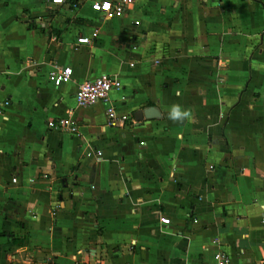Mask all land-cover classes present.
<instances>
[{
    "label": "crops",
    "instance_id": "crops-1",
    "mask_svg": "<svg viewBox=\"0 0 264 264\" xmlns=\"http://www.w3.org/2000/svg\"><path fill=\"white\" fill-rule=\"evenodd\" d=\"M93 1L0 0V264H261L264 0ZM100 73L121 87L76 106ZM67 112L77 134L46 127Z\"/></svg>",
    "mask_w": 264,
    "mask_h": 264
},
{
    "label": "built area",
    "instance_id": "built-area-1",
    "mask_svg": "<svg viewBox=\"0 0 264 264\" xmlns=\"http://www.w3.org/2000/svg\"><path fill=\"white\" fill-rule=\"evenodd\" d=\"M53 4H61L66 0H49ZM132 2V0H95L91 2V10L97 12L102 19L111 20L117 18L123 14L127 5ZM90 42V37L79 36L76 37V44H87ZM134 48V46H132ZM157 60H151V66H155ZM131 65V62H129ZM71 68L68 66H62L60 68L54 69L48 74L49 80L54 87L66 83L69 81L71 76ZM121 87L120 81L106 73H100L91 80H84L80 82L72 93V100L74 104L78 107H88L96 102L105 101L108 93L113 89H118ZM9 104V100H4L0 102V107ZM117 117L112 107L106 108V123L108 126H114ZM123 116H119V121H122ZM46 127L50 129L64 130L70 134H77V124L75 120L71 117V112H67L62 117H56L46 121ZM98 154V152H96ZM14 181V178H11ZM262 212L259 217V224L264 228V206H261ZM158 220L161 224L168 225L169 218L157 213ZM191 222L194 223L196 220L190 218ZM213 259L216 264H227L228 258L225 254L216 252L213 255Z\"/></svg>",
    "mask_w": 264,
    "mask_h": 264
},
{
    "label": "clouds",
    "instance_id": "clouds-1",
    "mask_svg": "<svg viewBox=\"0 0 264 264\" xmlns=\"http://www.w3.org/2000/svg\"><path fill=\"white\" fill-rule=\"evenodd\" d=\"M180 93H177L179 95ZM192 113L187 108L183 107L179 103H173L168 108V119L176 122L183 123L186 120H190Z\"/></svg>",
    "mask_w": 264,
    "mask_h": 264
},
{
    "label": "water",
    "instance_id": "water-1",
    "mask_svg": "<svg viewBox=\"0 0 264 264\" xmlns=\"http://www.w3.org/2000/svg\"><path fill=\"white\" fill-rule=\"evenodd\" d=\"M158 116L159 115H158V112L156 111V109L154 107H151V106L143 108L141 110H135L132 112V117H133L134 122H138L142 118L153 119V118H157ZM15 264H17V263H15ZM261 264H264V261Z\"/></svg>",
    "mask_w": 264,
    "mask_h": 264
},
{
    "label": "rangeland",
    "instance_id": "rangeland-1",
    "mask_svg": "<svg viewBox=\"0 0 264 264\" xmlns=\"http://www.w3.org/2000/svg\"><path fill=\"white\" fill-rule=\"evenodd\" d=\"M91 23V22H90ZM89 25V24H88Z\"/></svg>",
    "mask_w": 264,
    "mask_h": 264
}]
</instances>
